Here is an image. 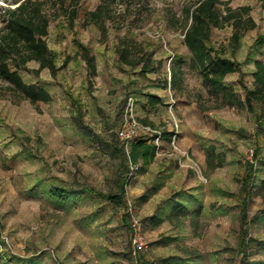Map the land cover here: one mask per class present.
Masks as SVG:
<instances>
[{
    "label": "rangeland",
    "instance_id": "1",
    "mask_svg": "<svg viewBox=\"0 0 264 264\" xmlns=\"http://www.w3.org/2000/svg\"><path fill=\"white\" fill-rule=\"evenodd\" d=\"M21 1L0 0V10ZM99 1L86 0L85 7L93 9ZM193 1L148 0L155 12L134 29V37L156 47L162 67L155 73L142 76L118 62L115 45L124 28L107 23L102 37L94 25L82 27L79 20L70 29L57 20L46 38L60 67L56 76L47 69L38 77L21 73L52 100L14 102L0 92V264H264V191L254 190L264 180V126L246 110L197 108L199 94L211 105L207 88L189 68L182 33L164 18L170 9L180 16ZM221 1L232 9L248 6L255 22L236 48L229 24L210 35L214 47L242 64L250 86L252 61H264L250 50L264 34V0ZM78 42L95 56L94 75L75 56ZM172 62L183 70L182 91L164 86ZM237 79L233 73L225 82L242 94ZM146 94L161 102L149 105ZM131 120L153 131L138 139L154 141L157 150L150 165L138 162L130 175L123 156L129 147L116 133ZM157 134L163 139L156 140ZM169 135L173 141L164 139ZM208 147L224 154L214 170L206 166ZM51 188L66 190L67 201L51 198ZM88 189L120 194L123 204L113 205ZM174 198L199 215L172 222ZM128 202L147 242L136 257Z\"/></svg>",
    "mask_w": 264,
    "mask_h": 264
},
{
    "label": "trees",
    "instance_id": "2",
    "mask_svg": "<svg viewBox=\"0 0 264 264\" xmlns=\"http://www.w3.org/2000/svg\"><path fill=\"white\" fill-rule=\"evenodd\" d=\"M86 0H22L15 7H5L0 10V92L14 102L27 100L31 104L38 102L49 103L51 95L43 87L26 83L21 73L24 71L38 77L47 69L52 77L56 76L60 67L56 66V54L51 50L46 38L52 22L61 20L72 29L74 23L80 20L82 27L94 25L105 37L108 32L107 23L117 29L125 30L115 45V53L120 64L145 76L155 73L162 67L161 59L156 57V47L151 48L147 39H136L134 29L141 28L150 21L155 10L148 0H100L93 9L85 7ZM221 6H225L224 12ZM248 6L232 9L221 0H195L184 5L181 15L165 13L166 25L173 30H180L183 44L189 54V68L201 77L207 88V98L211 105H206L202 95H197L196 106L201 112L223 107H233L246 110L253 114L260 126H264V61L254 59L250 72L251 84L248 86L243 79L242 64L227 56L222 48L214 47L211 42V30L222 28L229 24L232 27L230 44L236 48L241 37L255 28V22L249 15ZM75 56L86 65L90 74L96 73V59L88 46L77 43ZM250 50L264 55V34L258 35L252 42ZM34 62L35 68L28 64ZM237 73V84L243 93L238 92L232 85L225 82L228 75ZM165 87L174 92L182 91L183 70L172 62L169 70V82ZM147 103L156 105L161 100L151 94H146ZM162 140V136L154 135ZM171 140V135L164 137ZM148 143L144 138L130 144L128 154H123L131 163L141 162L147 166L155 160L157 146ZM224 162V154L216 153L214 147L206 149V166L209 170L220 167ZM254 167L251 165L247 181L251 180ZM251 185L250 187H252ZM244 188V186H243ZM254 190L264 191V180L254 187ZM120 189H123L120 186ZM95 195L101 196L113 205H122L120 194H102L88 189ZM51 198L58 202L68 199V192L62 188H51ZM197 211L190 212L180 203L173 206L169 219L180 223L187 217H197Z\"/></svg>",
    "mask_w": 264,
    "mask_h": 264
},
{
    "label": "built area",
    "instance_id": "3",
    "mask_svg": "<svg viewBox=\"0 0 264 264\" xmlns=\"http://www.w3.org/2000/svg\"><path fill=\"white\" fill-rule=\"evenodd\" d=\"M153 131L146 126L139 125L136 121L131 120L125 122L123 126L117 131V137L124 142L126 148L130 147V144L137 140L142 133H152ZM160 135V134H157ZM159 140V138H155ZM173 141V139H171ZM127 150V154H128ZM139 169L138 163L134 164L129 162V174L136 172ZM133 207L131 203H127L126 212L129 214V225L131 230V254L136 257L139 253L143 252L147 248V242L141 228V222L133 215Z\"/></svg>",
    "mask_w": 264,
    "mask_h": 264
},
{
    "label": "crops",
    "instance_id": "4",
    "mask_svg": "<svg viewBox=\"0 0 264 264\" xmlns=\"http://www.w3.org/2000/svg\"><path fill=\"white\" fill-rule=\"evenodd\" d=\"M150 164H151V163H150ZM150 164H149V165H150ZM147 166H148V165H147ZM89 192H90V191H89ZM90 193H92V192H90ZM92 194H94V193H92ZM94 195H95V194H94ZM174 202H175V203H173L174 205L177 204V203H180V204H182L183 206L185 205V204H183L182 201H178L177 198H174ZM176 202H177V203H176ZM186 205H187V204H186ZM186 205H185V207H186ZM186 208H187L188 210H190L188 207H186ZM194 210H196V209H194Z\"/></svg>",
    "mask_w": 264,
    "mask_h": 264
}]
</instances>
